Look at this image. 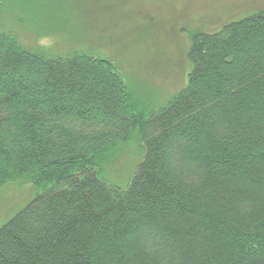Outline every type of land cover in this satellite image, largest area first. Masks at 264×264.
I'll return each mask as SVG.
<instances>
[{
    "label": "trees",
    "instance_id": "16d2710c",
    "mask_svg": "<svg viewBox=\"0 0 264 264\" xmlns=\"http://www.w3.org/2000/svg\"><path fill=\"white\" fill-rule=\"evenodd\" d=\"M34 48L0 31V189L34 191L0 264H264V11L194 34L156 109L111 62ZM132 143L128 184L107 183Z\"/></svg>",
    "mask_w": 264,
    "mask_h": 264
},
{
    "label": "rangeland",
    "instance_id": "374dc122",
    "mask_svg": "<svg viewBox=\"0 0 264 264\" xmlns=\"http://www.w3.org/2000/svg\"><path fill=\"white\" fill-rule=\"evenodd\" d=\"M0 31L48 56L82 52L111 62L138 107L158 108L183 88L196 33L264 11V0H0ZM36 49V48H34ZM103 177L124 188L140 160L135 144L109 156ZM29 185L0 189V227L33 198Z\"/></svg>",
    "mask_w": 264,
    "mask_h": 264
}]
</instances>
